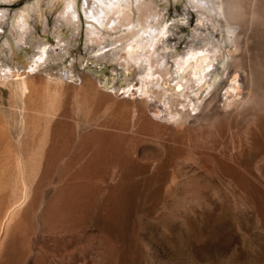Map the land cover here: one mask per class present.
Masks as SVG:
<instances>
[{
    "label": "rangeland",
    "instance_id": "374dc122",
    "mask_svg": "<svg viewBox=\"0 0 264 264\" xmlns=\"http://www.w3.org/2000/svg\"><path fill=\"white\" fill-rule=\"evenodd\" d=\"M156 3L132 5L130 15L136 21L158 11L169 29L167 53H181L196 24L194 12L172 0ZM236 3L232 26L239 46L233 55L261 73L264 0ZM59 10H48L47 0L0 3V61L20 75L0 81V134L26 158L36 149L32 143L40 146L39 157L22 156L17 163L32 169L22 174L14 170L15 159H5L10 140L0 136V221L25 194L0 230V263L264 264V155L248 143L231 153L230 133L217 138L214 123L201 117L191 118L188 130L155 124L157 95L150 102L118 95L135 73L133 63L125 69L121 43L84 45L83 10L76 30L56 22ZM21 11L30 31L17 48L12 24ZM119 22L111 28L103 23L100 31L118 40L129 30ZM6 42L15 48L10 59ZM38 45L55 52L32 76H23ZM58 72L64 77L56 85ZM241 125L245 138L246 123ZM221 146L235 158L221 155Z\"/></svg>",
    "mask_w": 264,
    "mask_h": 264
},
{
    "label": "bare ground",
    "instance_id": "6f19581e",
    "mask_svg": "<svg viewBox=\"0 0 264 264\" xmlns=\"http://www.w3.org/2000/svg\"><path fill=\"white\" fill-rule=\"evenodd\" d=\"M11 1L13 0H0V3H10ZM157 1L166 2V0ZM157 1L47 0V3L48 10L55 5L60 9L56 22L71 26L74 30L77 29L80 23L79 10H83L84 22L86 24L84 45H87V41L91 43L94 41L97 47H105L117 41L121 43L117 51H119V56L121 55L123 63L127 66L125 69L133 63L132 71L134 69L135 73L133 79L125 80L126 84L120 85L123 89L119 91L118 95L122 99L137 98L144 100L143 102H150V99L157 95L156 98L160 105L154 104L159 111H155V114H153L155 124L163 127L172 126L180 131L183 129L188 130L191 125L190 119L197 120L201 117L211 125L214 123L217 138H221L226 132L230 133V137L233 138L231 153L240 148L242 149L248 143L251 144V148L260 151L264 155V63H260L262 65H260L262 67V72L260 73L257 70L258 65L245 68L243 63L237 61L235 55H233L239 46L237 45L238 32L232 26L236 17L239 16L238 10H240L236 0H172L175 3H183L188 9L191 8L194 12L196 23L190 32L188 43L181 53H174L173 51L167 53L165 36L169 29L167 26H163V19L160 17L161 15L158 11L151 12L148 10V17L145 16L136 21L130 15V13H134L132 5H135L139 9L142 8L140 7L141 5H145L147 8L154 5L153 7L155 8ZM27 19L28 14L21 11L18 12L13 20L12 33L17 39L15 44L17 48L19 43L23 42L26 32L30 31L29 26H27ZM233 19L234 22H232ZM119 21L122 22L121 25H127L129 30L124 32L121 30L124 34L121 32L123 37H120L118 40H113L117 35H113L112 39L110 33L103 30L100 31L103 23H105V27H110ZM123 21L126 23H123ZM206 23L210 26L207 29L203 28L204 30L206 29L204 32L203 29H200L199 25L203 27L207 25ZM116 29L117 26L110 31ZM99 35L101 36L99 37ZM6 45H8V50L5 51V54L10 59L12 58V51L15 48L9 42H6ZM35 47L37 48V53L34 55L35 58H30V62L25 66V69L29 71H24L23 76H32L39 66L49 62L48 59L51 60V55L55 52V49H48L40 45ZM168 59H172L170 65H167ZM11 68L12 66L9 64L0 61V81L15 74L20 77ZM64 72L67 75L68 72ZM241 73H245L244 75L248 80L247 88H243L242 86ZM63 77L64 75L61 72L57 73L56 85L63 82ZM132 81H136L135 86L132 84ZM22 82V80L20 83L18 82L19 86L17 89L23 94L25 89H23ZM28 106L25 103V109L35 110L34 105ZM149 107L150 110L154 109L151 103ZM21 121L23 124L25 121L24 116ZM243 121L246 123L245 138H242L240 135V125ZM3 123L2 126L4 127L5 123ZM21 127L24 128L25 126ZM6 135L4 137V134H0V136L4 137V140L7 139L8 141L9 136L6 138ZM9 140L10 143L8 141V145L3 141L4 147H7L4 150L7 154H4V156H7L5 159L11 156V160L15 159L16 161L15 171L22 173L25 170L24 173H29L28 170L30 169L26 170L24 164L25 169L19 167L21 165H18L19 160L21 161L23 159L22 156L25 157V155H21L23 152L20 151L21 153H19L18 146L12 145L11 139ZM34 144L32 143V146L30 144V146H35L36 149L32 148L35 150H31L30 154H26L29 159H36L38 150L40 152L38 141ZM25 146H20L19 150L25 149ZM228 149L225 146H221L219 152L221 155H226ZM226 156L228 158H235L233 154ZM0 158H4L3 153ZM27 158L25 157L24 159ZM20 196L18 198L14 197L17 200H13L7 210L4 211V216L0 221V230H3L7 221L11 219L25 194L22 198ZM0 264H11V261L6 260Z\"/></svg>",
    "mask_w": 264,
    "mask_h": 264
},
{
    "label": "water",
    "instance_id": "95a60500",
    "mask_svg": "<svg viewBox=\"0 0 264 264\" xmlns=\"http://www.w3.org/2000/svg\"><path fill=\"white\" fill-rule=\"evenodd\" d=\"M95 75H97V74H95Z\"/></svg>",
    "mask_w": 264,
    "mask_h": 264
}]
</instances>
